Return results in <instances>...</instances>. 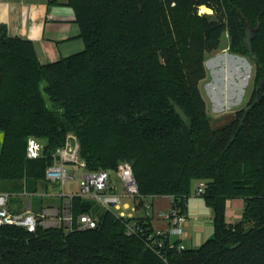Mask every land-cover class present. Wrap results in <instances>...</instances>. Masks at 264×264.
I'll return each mask as SVG.
<instances>
[{
	"label": "trees",
	"instance_id": "1",
	"mask_svg": "<svg viewBox=\"0 0 264 264\" xmlns=\"http://www.w3.org/2000/svg\"><path fill=\"white\" fill-rule=\"evenodd\" d=\"M69 6L84 50L49 64L40 63L31 40L11 36L0 22V191L37 196L42 184L47 190L45 171L74 134L88 171L117 172L127 162L141 197L170 196L181 213L194 183H204L200 197L213 211L214 238L183 251L167 240L168 264H264V0H70ZM249 27L253 55L244 42ZM226 34L231 54L256 66V99L240 121L213 128L200 84L206 55ZM30 138L44 144L37 159L28 158ZM231 199L245 204L236 224L226 219ZM98 208L73 199L75 216L98 217L88 231L0 227V264H165L144 238L127 235L129 220ZM143 223L152 229L149 219Z\"/></svg>",
	"mask_w": 264,
	"mask_h": 264
},
{
	"label": "built area",
	"instance_id": "2",
	"mask_svg": "<svg viewBox=\"0 0 264 264\" xmlns=\"http://www.w3.org/2000/svg\"><path fill=\"white\" fill-rule=\"evenodd\" d=\"M53 20V16H48ZM44 144L36 139L30 138L28 141V158L37 159L42 156ZM55 159L60 158V162L49 166L45 171L46 181L61 189L58 197L61 200L58 206H46L44 202L39 211H35L28 203L23 211L15 212L9 208V202L13 197L6 192H0V227L14 226L27 230L35 234L41 227L43 229L61 228L66 233L75 231H88L97 228L98 217L89 213H82L77 216L73 212V199L82 198L84 201L92 202L103 211L113 213L118 219L129 220L126 226L128 236L142 237L146 240L149 248L160 255L165 264L168 260L163 252L166 241L170 243V236L181 237L184 233V225L188 218L185 213L172 206L167 213H160L159 217L167 221L169 230L149 229L143 222L151 217L152 204L139 195L138 185L133 174L132 166L125 162L121 164L116 172L123 191L119 192L113 182L112 172L101 170L90 172L87 170V163L81 158L80 146L74 134H68L64 145L59 148L54 155ZM71 166V169L68 168ZM76 170L84 173L80 177L77 192L67 195L65 185L70 180H77ZM204 192V187L197 188L193 195L200 196ZM25 195L26 192H25ZM49 195L39 194L44 199ZM173 248L174 244L170 243ZM178 250L183 251L185 247L178 244Z\"/></svg>",
	"mask_w": 264,
	"mask_h": 264
},
{
	"label": "crops",
	"instance_id": "3",
	"mask_svg": "<svg viewBox=\"0 0 264 264\" xmlns=\"http://www.w3.org/2000/svg\"><path fill=\"white\" fill-rule=\"evenodd\" d=\"M52 15L53 20L48 16ZM0 22L7 26L11 36L31 40L41 64H49L56 60L70 57L84 50V43L80 36V29L75 21L74 10L69 6L68 0H0ZM3 134L0 133V151ZM116 185V184H115ZM201 182H195V191ZM42 191V192H41ZM39 190L37 196L30 193L12 195L18 200L17 206H10L12 211H23L28 203L35 211H39L42 205L35 201L39 194H47L49 198L42 203L46 206H58L61 200L56 197L61 189L49 185L46 191ZM1 192V191H0ZM8 193V192H6ZM12 197V198H13ZM14 200V199H13ZM152 204L150 225L154 230L167 232L169 224L159 217V214L167 213L173 205L170 196L148 199ZM37 204V206H35ZM242 199H231L226 205V219L228 223L236 224L242 220L244 212ZM185 214L188 221L184 225V233L181 237L171 238L170 243H178L189 249H199L204 243L214 238L215 226L213 211L207 206L203 197L191 195L186 203Z\"/></svg>",
	"mask_w": 264,
	"mask_h": 264
},
{
	"label": "rangeland",
	"instance_id": "4",
	"mask_svg": "<svg viewBox=\"0 0 264 264\" xmlns=\"http://www.w3.org/2000/svg\"><path fill=\"white\" fill-rule=\"evenodd\" d=\"M69 2L70 0H68V4ZM200 13L207 14L202 13L201 9ZM211 14L212 13H210V15ZM205 64L207 78L201 82L200 90L206 102L211 126L213 128H221L235 120L240 121L242 117L241 112L256 99L254 96V92L257 88L255 84L256 66L254 62L248 56L242 57L231 54L229 51V37L226 34L222 39L221 47L206 55ZM45 99L50 103L47 95H45ZM68 168L71 169V166H68ZM83 173L82 170H76L77 180H70L67 182L65 185L67 195L77 192L81 184L79 180ZM112 178L118 191L122 192L123 186L116 172H112ZM200 187H205L204 183L201 182L198 188ZM45 189L44 184L39 188L40 191H46ZM19 201V198L18 200L14 197L11 198L10 206H17ZM35 201H37V203L39 202V205H42L43 199L41 197H35ZM35 206H37V204ZM98 209L101 214L103 209ZM21 210L22 206L18 211ZM171 238H176V236L172 235Z\"/></svg>",
	"mask_w": 264,
	"mask_h": 264
},
{
	"label": "water",
	"instance_id": "5",
	"mask_svg": "<svg viewBox=\"0 0 264 264\" xmlns=\"http://www.w3.org/2000/svg\"><path fill=\"white\" fill-rule=\"evenodd\" d=\"M255 35V30L252 27H249L246 31V36L244 39L245 45L247 47V50L249 52L250 55H253V49H252V39ZM257 96H258V101L262 100V95H261V87L257 90ZM255 105V103L253 104ZM249 112V108L246 109V113L245 116L247 117ZM56 162L59 163L60 162V158L57 157Z\"/></svg>",
	"mask_w": 264,
	"mask_h": 264
},
{
	"label": "bare ground",
	"instance_id": "6",
	"mask_svg": "<svg viewBox=\"0 0 264 264\" xmlns=\"http://www.w3.org/2000/svg\"><path fill=\"white\" fill-rule=\"evenodd\" d=\"M201 12H202V13L210 14V13H212V10H210V9L207 8V7H201Z\"/></svg>",
	"mask_w": 264,
	"mask_h": 264
}]
</instances>
